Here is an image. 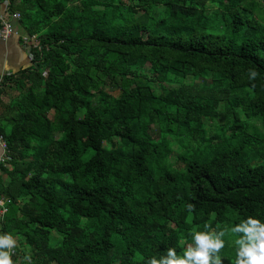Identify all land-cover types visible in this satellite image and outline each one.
I'll use <instances>...</instances> for the list:
<instances>
[{
  "label": "trees",
  "instance_id": "trees-1",
  "mask_svg": "<svg viewBox=\"0 0 264 264\" xmlns=\"http://www.w3.org/2000/svg\"><path fill=\"white\" fill-rule=\"evenodd\" d=\"M14 10L38 41L0 87L13 264H146L182 256L193 230L264 223V0ZM237 238L224 237L223 264Z\"/></svg>",
  "mask_w": 264,
  "mask_h": 264
},
{
  "label": "clouds",
  "instance_id": "clouds-1",
  "mask_svg": "<svg viewBox=\"0 0 264 264\" xmlns=\"http://www.w3.org/2000/svg\"><path fill=\"white\" fill-rule=\"evenodd\" d=\"M257 75L255 70H249L250 79L254 80ZM187 209L191 213L195 206L188 204ZM217 227L219 231L193 230L192 243L187 245L182 256L177 254L175 248H168L165 255L159 258L153 256L146 264H223L218 254L225 247L224 237L233 234L239 237L235 240L238 246L235 264H264V223L259 219L249 216L235 226ZM15 247L16 241L10 234H0V264H13Z\"/></svg>",
  "mask_w": 264,
  "mask_h": 264
},
{
  "label": "crops",
  "instance_id": "crops-1",
  "mask_svg": "<svg viewBox=\"0 0 264 264\" xmlns=\"http://www.w3.org/2000/svg\"><path fill=\"white\" fill-rule=\"evenodd\" d=\"M16 4H20V0H16ZM14 11L19 13L18 10ZM13 25L19 31L18 36H11L8 39H3L0 36V75L18 73L31 66L32 51L27 49L22 39V36H28L27 31L21 21H14ZM1 154L0 146V156Z\"/></svg>",
  "mask_w": 264,
  "mask_h": 264
},
{
  "label": "built area",
  "instance_id": "built-area-1",
  "mask_svg": "<svg viewBox=\"0 0 264 264\" xmlns=\"http://www.w3.org/2000/svg\"><path fill=\"white\" fill-rule=\"evenodd\" d=\"M21 15L19 13H12L10 11V1L9 0H0V36L3 39H8L11 36H18L19 31L14 28V21H20ZM23 42L26 45L27 49L32 51L37 44V36H22ZM32 59V55H31ZM46 73V72H45ZM4 75V74H3ZM3 75L0 76V87L3 81ZM0 146L3 150L0 160H4L6 153V143L3 137L0 135ZM6 157V156H5ZM4 205V201L0 199V206Z\"/></svg>",
  "mask_w": 264,
  "mask_h": 264
},
{
  "label": "rangeland",
  "instance_id": "rangeland-1",
  "mask_svg": "<svg viewBox=\"0 0 264 264\" xmlns=\"http://www.w3.org/2000/svg\"><path fill=\"white\" fill-rule=\"evenodd\" d=\"M106 90H108V91H110V92H112V88L111 87H109V86H107L106 87ZM13 91V89H11V91L10 92H12ZM13 93H15L14 95H16L17 94V92L16 91H14ZM1 151L3 152V150H2V148H1ZM2 155V154H1ZM17 245V244H16Z\"/></svg>",
  "mask_w": 264,
  "mask_h": 264
}]
</instances>
